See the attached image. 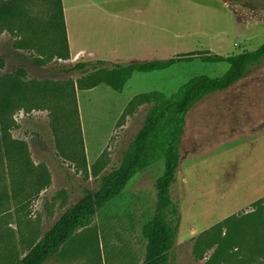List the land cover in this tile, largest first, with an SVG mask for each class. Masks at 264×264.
I'll return each mask as SVG.
<instances>
[{
	"label": "rangeland",
	"instance_id": "1",
	"mask_svg": "<svg viewBox=\"0 0 264 264\" xmlns=\"http://www.w3.org/2000/svg\"><path fill=\"white\" fill-rule=\"evenodd\" d=\"M62 2L68 58L65 31L52 24L62 25L58 0H0V9L14 11L0 15V79L18 76L25 86L17 108L0 112L8 137L0 142V264L24 257L119 167L150 108L129 107L135 96H170L194 76H220L227 67L203 56L264 44V0ZM176 57L192 60L135 73L121 92L86 89L90 71L74 69ZM163 170L160 162L138 174L45 264H143ZM171 195L178 211L171 264H264V58L189 111Z\"/></svg>",
	"mask_w": 264,
	"mask_h": 264
},
{
	"label": "trees",
	"instance_id": "2",
	"mask_svg": "<svg viewBox=\"0 0 264 264\" xmlns=\"http://www.w3.org/2000/svg\"><path fill=\"white\" fill-rule=\"evenodd\" d=\"M58 6L62 25L55 21L52 24L57 31L60 27L65 31L63 48L64 57L68 58L69 44L62 0H58ZM13 14L14 11L8 7L0 9V15L11 17ZM263 58L264 44L255 51H244L228 57L219 54L206 55L202 57L204 62L225 65L227 71L220 76L210 74L194 76L170 96L160 91L135 96L129 107L150 104V108L143 127L125 151L119 167L102 175L98 190L86 189V194L79 202L68 208L24 257L8 264H45L80 229L87 227L98 210L121 194L138 174L160 162H163L164 170L156 183L158 197L156 214L144 227L148 245L143 264H171L170 253L177 239V226L173 224L171 214H178L172 200L171 187L180 165L187 114L205 97L225 91L246 77ZM191 60L176 57L137 61L126 65L98 60L79 62L74 69L90 71L84 79L86 89L106 84L121 92L135 73L163 71ZM21 73L22 71L18 72V75H22ZM0 87L3 90L0 95V112L5 115L17 108L25 86L18 76L9 75L8 79H0ZM72 87L75 88L74 84ZM2 141L8 144V137L0 134V142ZM45 179L48 180L47 177Z\"/></svg>",
	"mask_w": 264,
	"mask_h": 264
},
{
	"label": "crops",
	"instance_id": "3",
	"mask_svg": "<svg viewBox=\"0 0 264 264\" xmlns=\"http://www.w3.org/2000/svg\"><path fill=\"white\" fill-rule=\"evenodd\" d=\"M63 3V2H62ZM63 6H64V4H63Z\"/></svg>",
	"mask_w": 264,
	"mask_h": 264
}]
</instances>
